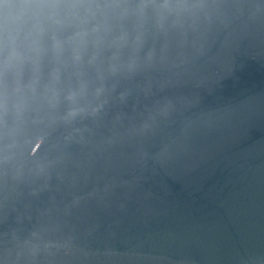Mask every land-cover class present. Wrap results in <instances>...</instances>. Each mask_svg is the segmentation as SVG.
I'll return each mask as SVG.
<instances>
[{
	"label": "water",
	"instance_id": "water-1",
	"mask_svg": "<svg viewBox=\"0 0 264 264\" xmlns=\"http://www.w3.org/2000/svg\"><path fill=\"white\" fill-rule=\"evenodd\" d=\"M0 264H264V0H0Z\"/></svg>",
	"mask_w": 264,
	"mask_h": 264
}]
</instances>
